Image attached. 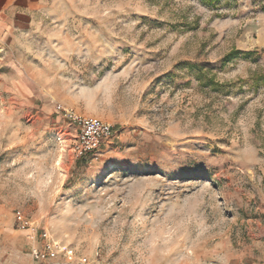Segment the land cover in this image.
<instances>
[{"label": "rangeland", "instance_id": "obj_1", "mask_svg": "<svg viewBox=\"0 0 264 264\" xmlns=\"http://www.w3.org/2000/svg\"><path fill=\"white\" fill-rule=\"evenodd\" d=\"M76 117L113 137L78 155ZM0 264H264V0H40L0 38Z\"/></svg>", "mask_w": 264, "mask_h": 264}, {"label": "built area", "instance_id": "obj_2", "mask_svg": "<svg viewBox=\"0 0 264 264\" xmlns=\"http://www.w3.org/2000/svg\"><path fill=\"white\" fill-rule=\"evenodd\" d=\"M73 122L77 127V136L73 149L80 156L96 153L101 145L113 137L114 132L111 125L104 121L76 117ZM17 220L25 226H31L22 216H17ZM44 251L50 257H54L57 252H63L57 245L49 243L45 245ZM33 256H38V252L35 249L33 250ZM68 258L71 260V256H68Z\"/></svg>", "mask_w": 264, "mask_h": 264}, {"label": "crops", "instance_id": "obj_3", "mask_svg": "<svg viewBox=\"0 0 264 264\" xmlns=\"http://www.w3.org/2000/svg\"><path fill=\"white\" fill-rule=\"evenodd\" d=\"M39 9L40 0H0V38L24 27Z\"/></svg>", "mask_w": 264, "mask_h": 264}, {"label": "bare ground", "instance_id": "obj_4", "mask_svg": "<svg viewBox=\"0 0 264 264\" xmlns=\"http://www.w3.org/2000/svg\"><path fill=\"white\" fill-rule=\"evenodd\" d=\"M59 164V163H58Z\"/></svg>", "mask_w": 264, "mask_h": 264}]
</instances>
